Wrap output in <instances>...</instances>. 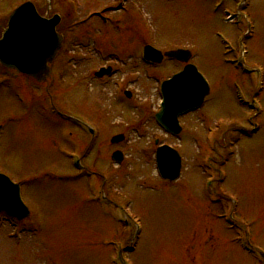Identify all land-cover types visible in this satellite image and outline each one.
Segmentation results:
<instances>
[{
    "label": "rangeland",
    "instance_id": "1",
    "mask_svg": "<svg viewBox=\"0 0 264 264\" xmlns=\"http://www.w3.org/2000/svg\"><path fill=\"white\" fill-rule=\"evenodd\" d=\"M27 1L43 17L64 14L56 0H0V35L7 17ZM237 1L124 0L116 11L114 0H77L79 19L104 9L119 29L93 18L69 31L65 17L60 32L68 41L51 65L48 86L0 68L9 79L0 88V173L20 184L30 215L21 223L0 216V264H120V250L128 264L263 263L264 90L258 97L263 111H252L259 124L254 130V120L252 128L246 123L250 112L233 96L232 82L243 81L231 67L235 53L218 38L238 50L233 26L216 11L224 2V10L237 12ZM245 2L244 28L254 29L246 64L260 69L264 87V0ZM145 45L164 54L189 50L210 85L203 106L180 119L178 139L157 127L154 116L160 82L183 64L146 66L140 60ZM108 62L112 77L96 80L94 73ZM116 82L123 85L119 93ZM244 96L251 101L254 92ZM51 98L58 111L87 123L96 143L51 115ZM115 134H125V141L109 145ZM163 144L181 154L177 181L158 177L154 154ZM74 150H87L81 163L98 177L76 173L66 158ZM115 150L125 156L121 164L110 160ZM101 188L124 215L100 202Z\"/></svg>",
    "mask_w": 264,
    "mask_h": 264
},
{
    "label": "water",
    "instance_id": "2",
    "mask_svg": "<svg viewBox=\"0 0 264 264\" xmlns=\"http://www.w3.org/2000/svg\"><path fill=\"white\" fill-rule=\"evenodd\" d=\"M56 24L57 19L45 21L37 17L31 3L20 6L9 17L7 28L0 40L1 63L5 65L1 58L3 53L14 49L15 58L12 59L19 63L14 67L32 75L37 82H45L49 69L43 64L50 61V57L60 47L62 40L60 36H54L52 33L53 26ZM46 41L53 44L46 46ZM50 47L54 49L50 51ZM49 51L51 55L49 59L43 58ZM152 53L153 51L149 49L150 57ZM41 54L44 55L41 56ZM157 55L159 58L156 56L153 58L160 60L162 56L160 53ZM165 56L180 62H187L190 57L185 51L169 52ZM161 92L163 103L160 112L155 116L156 122L166 131L177 134L180 132L178 117L190 109L197 108L206 95L207 89L196 69L187 65L181 73L163 83ZM121 139L122 137H116L112 142H119ZM121 159L120 153H115L112 157V160L117 162ZM157 166L163 179L176 180L180 174L178 153L169 147H160L157 150ZM0 210L18 219L28 217V211L19 198L18 186L10 184L2 175H0Z\"/></svg>",
    "mask_w": 264,
    "mask_h": 264
},
{
    "label": "flooded vegetation",
    "instance_id": "3",
    "mask_svg": "<svg viewBox=\"0 0 264 264\" xmlns=\"http://www.w3.org/2000/svg\"><path fill=\"white\" fill-rule=\"evenodd\" d=\"M73 26H74V22L72 21V23H70V24L67 25V29L70 30ZM237 84H238V85L241 87V89H243L244 91L247 90V91L251 92V91H250V88H249V85H248V82H247L246 80H243V81H242V84H240V81L238 80V83H237Z\"/></svg>",
    "mask_w": 264,
    "mask_h": 264
}]
</instances>
